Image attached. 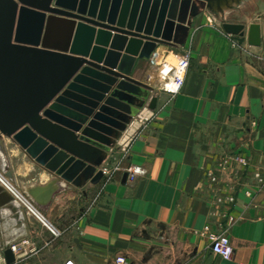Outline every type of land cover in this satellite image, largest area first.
I'll return each instance as SVG.
<instances>
[{"label": "crops", "instance_id": "0c3cea01", "mask_svg": "<svg viewBox=\"0 0 264 264\" xmlns=\"http://www.w3.org/2000/svg\"><path fill=\"white\" fill-rule=\"evenodd\" d=\"M261 16L264 0H224L194 18L184 47L158 44L163 54L192 52L186 84L175 95L161 90L150 60H137L132 76L153 91L101 165L114 171L109 180L77 187L2 138L0 168L45 221L13 201L0 206V264L13 245L14 264H115L117 254L139 264H264V188L254 178L255 171L264 174V46L222 27L224 20L248 26ZM234 154L248 167L224 170L217 186L209 184L206 171ZM129 168L142 173L123 181ZM53 181L45 203L29 194L34 188L45 196ZM218 192L235 201L216 204ZM229 214L235 253L226 260L211 251L208 232L224 230Z\"/></svg>", "mask_w": 264, "mask_h": 264}, {"label": "water", "instance_id": "95a60500", "mask_svg": "<svg viewBox=\"0 0 264 264\" xmlns=\"http://www.w3.org/2000/svg\"><path fill=\"white\" fill-rule=\"evenodd\" d=\"M222 1L0 0V140L77 187L98 183L109 150L153 91L132 76L137 60L149 61L158 44L184 47L194 18ZM222 27L264 46V16ZM157 103L151 96L148 108ZM56 187L29 194L45 203ZM12 201L0 184V206ZM4 254L16 262L11 247Z\"/></svg>", "mask_w": 264, "mask_h": 264}, {"label": "built area", "instance_id": "2783aa9c", "mask_svg": "<svg viewBox=\"0 0 264 264\" xmlns=\"http://www.w3.org/2000/svg\"><path fill=\"white\" fill-rule=\"evenodd\" d=\"M192 57V52L189 49H184L177 53H167L155 50L150 63L156 66L158 69L159 78L161 80V90L169 93L170 95H175L181 92L186 84L187 75L190 67V60ZM142 123L146 122L147 119H141ZM254 123V122H253ZM249 162L247 158L242 154L228 155L221 158L218 162L214 164L209 170L206 171V181L211 185H218L220 183V174L224 170H229L235 167H248ZM120 166L117 165L114 170H119ZM104 175L108 176V180L113 175V170L110 172L107 168H104ZM142 173L140 168H129L128 169V179L134 181ZM254 178L258 182L260 189L264 188V174L261 171L254 172ZM0 184L13 196V202L17 205L24 207L29 213L35 215L42 221H45L44 216L41 214L36 204L33 202L31 197L25 193L22 189L18 188L17 185L12 181V179L6 174V172L0 171ZM250 195V192H246ZM214 202L216 204H222L224 202L233 203L235 197L231 194H222L218 192L214 195ZM233 215L229 214L227 216V223L224 230L215 231L209 230L206 226L208 232V238L210 240L211 251L222 257L223 259L230 260L233 258L235 249L231 243L230 237L228 235V229L230 225L234 222ZM55 235L58 232L52 228ZM12 249L17 251V246L13 245ZM115 264H139L138 262L127 258L124 254H117L114 257ZM63 264H77L73 260H66Z\"/></svg>", "mask_w": 264, "mask_h": 264}, {"label": "rangeland", "instance_id": "374dc122", "mask_svg": "<svg viewBox=\"0 0 264 264\" xmlns=\"http://www.w3.org/2000/svg\"><path fill=\"white\" fill-rule=\"evenodd\" d=\"M7 155V154H6ZM0 171H2V169L0 168ZM13 181V180H12ZM16 185H17V187L18 188H20V189H22V187L17 183V182H15V181H13Z\"/></svg>", "mask_w": 264, "mask_h": 264}]
</instances>
